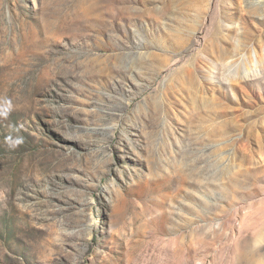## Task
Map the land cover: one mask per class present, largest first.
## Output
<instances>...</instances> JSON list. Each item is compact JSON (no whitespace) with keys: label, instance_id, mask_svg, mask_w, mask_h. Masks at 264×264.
Here are the masks:
<instances>
[{"label":"rangeland","instance_id":"rangeland-1","mask_svg":"<svg viewBox=\"0 0 264 264\" xmlns=\"http://www.w3.org/2000/svg\"><path fill=\"white\" fill-rule=\"evenodd\" d=\"M0 264H264V2L0 0Z\"/></svg>","mask_w":264,"mask_h":264},{"label":"bare ground","instance_id":"bare-ground-1","mask_svg":"<svg viewBox=\"0 0 264 264\" xmlns=\"http://www.w3.org/2000/svg\"><path fill=\"white\" fill-rule=\"evenodd\" d=\"M258 2H264V0H257Z\"/></svg>","mask_w":264,"mask_h":264}]
</instances>
